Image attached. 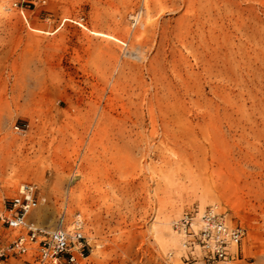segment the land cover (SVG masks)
Wrapping results in <instances>:
<instances>
[{
  "label": "rangeland",
  "instance_id": "obj_1",
  "mask_svg": "<svg viewBox=\"0 0 264 264\" xmlns=\"http://www.w3.org/2000/svg\"><path fill=\"white\" fill-rule=\"evenodd\" d=\"M23 182L85 216L82 264H186L211 207L264 264V0H0V213Z\"/></svg>",
  "mask_w": 264,
  "mask_h": 264
},
{
  "label": "built area",
  "instance_id": "obj_2",
  "mask_svg": "<svg viewBox=\"0 0 264 264\" xmlns=\"http://www.w3.org/2000/svg\"><path fill=\"white\" fill-rule=\"evenodd\" d=\"M39 206L37 185L21 183L0 213L1 226L15 234L8 243L0 237V264L21 257H29V264H82L87 260L90 245L85 235V216L78 212L70 219L63 210L56 228L48 229L31 218ZM173 229L184 238L189 251L186 264H232L247 235L242 225H232L227 214L214 207L185 213L174 222Z\"/></svg>",
  "mask_w": 264,
  "mask_h": 264
}]
</instances>
